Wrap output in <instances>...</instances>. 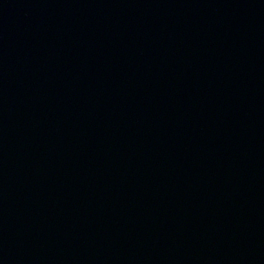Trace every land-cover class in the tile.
I'll list each match as a JSON object with an SVG mask.
<instances>
[{"label":"water","instance_id":"water-1","mask_svg":"<svg viewBox=\"0 0 264 264\" xmlns=\"http://www.w3.org/2000/svg\"><path fill=\"white\" fill-rule=\"evenodd\" d=\"M0 264H264V0H0Z\"/></svg>","mask_w":264,"mask_h":264}]
</instances>
